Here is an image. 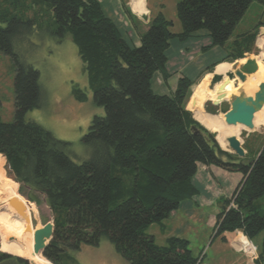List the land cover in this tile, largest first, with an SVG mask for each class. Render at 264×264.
<instances>
[{"label":"trees","instance_id":"16d2710c","mask_svg":"<svg viewBox=\"0 0 264 264\" xmlns=\"http://www.w3.org/2000/svg\"><path fill=\"white\" fill-rule=\"evenodd\" d=\"M26 1L0 0V24L6 23L0 25V51L13 59L15 111L10 122L0 117V155L5 175L19 184V192L37 205L43 200L52 210L54 232L43 257L52 264H81L76 253L84 246L98 245L105 235L129 264H200L201 259L191 255L188 239L169 236L162 246L147 232L148 225L161 224L181 201L195 195L192 178L198 164L239 171L243 177L216 215L215 236L225 240L224 232L239 230L251 241L263 230L259 198L264 195V144L246 160L251 149L243 157L224 150L217 136L216 140L193 117L186 101L192 92L187 103H195L191 97L198 88L201 91L205 77L191 92L194 81L179 77L169 95L155 93L151 82L157 71L168 75L166 51L172 38L187 40L203 29L210 38L208 47H222L253 0H178L181 31L173 32V20L160 11L140 32L139 45L124 37L99 0ZM33 5L43 13L29 16L25 6ZM41 30L56 42L70 36L93 101L103 108V115H93L81 138L91 146V154L79 163L64 151L65 141L25 118L28 110L41 104L39 70L20 60L12 43ZM255 38V31L236 37L228 45L227 60L240 59L243 64L244 52L253 50ZM246 78L239 89L251 95L257 89L252 78ZM234 84V79L224 76L211 89L234 90ZM73 94L79 101L87 98L78 88ZM202 95L203 101L211 102L225 97ZM203 101L200 121L208 126L211 118L224 119L223 114L204 113ZM231 201L235 207L229 206ZM27 252L35 263L34 253ZM256 254L255 264H264V239L262 251ZM11 257L27 264L23 257L0 251V259Z\"/></svg>","mask_w":264,"mask_h":264},{"label":"rangeland","instance_id":"374dc122","mask_svg":"<svg viewBox=\"0 0 264 264\" xmlns=\"http://www.w3.org/2000/svg\"><path fill=\"white\" fill-rule=\"evenodd\" d=\"M30 0L26 2L29 3ZM100 1V0H99ZM121 1V0H116ZM130 1V0H129ZM178 0H132L129 5H133V11L145 10L148 13L150 20L152 15L160 12L167 18L173 20L171 29L173 32L181 31L182 26L176 15V2ZM102 6V5H101ZM118 18L120 14L121 20L126 23V28H130V23L124 18L123 11H119L117 8ZM25 10L28 11V15L32 16L33 13L42 14L43 11L36 5L25 6ZM105 12H107L105 10ZM242 18L236 23L232 30L230 38L222 45L227 49H222L223 52H230L228 45L232 40L244 32H254L259 25L264 27V3L258 0L253 2L244 11ZM119 13V14H118ZM137 14V13H136ZM149 20V21H150ZM0 25L5 26V22H1ZM132 29H130V32ZM203 29L199 30L197 34H201ZM259 34V33H258ZM258 37V35H257ZM189 38L196 39V45L206 42L202 39V36L196 37V34ZM179 42L188 43L189 41L180 38L176 39ZM187 41V42H186ZM256 44L251 52L244 54V58H253L258 64L257 70L253 74L248 76L252 78L255 88L260 82H264V39L260 40ZM12 45L19 59L24 63H29L39 70V88L41 104L38 108H33L27 111L25 118L40 123L45 129L51 131L53 135L67 144L64 151L75 162H81L91 154V146L81 140L83 134L87 132V128L93 119V115H103V108L96 105L93 101L92 91L87 82V74L83 70V64L80 61L77 53V48L74 42L71 41L70 36L67 35L60 42L49 34L46 30L41 32L34 31L31 34H23V36L13 39ZM222 48V47H221ZM181 53V52H180ZM208 51V57L219 54ZM189 55V53L187 54ZM186 55V56H187ZM215 57V56H213ZM211 58L208 62H211L216 58ZM185 60V56L179 55L177 63ZM198 59L193 60L197 65ZM240 59L233 60L227 63H231L223 72H217V63L212 64L210 69H206L207 72L204 75L198 76L190 88H192L205 77V81L202 83L201 91L199 88L195 94L191 97V101L194 104L187 103L186 109L193 114V117L202 125H204L210 132L215 135L221 141L226 139L229 135H236L239 137V141L246 150H250L246 157V160L253 158V154L264 144V104L254 115V127L247 129L241 126L234 127L226 125L223 120L217 117L211 118L206 124L202 123L199 119L203 118L200 112V106L204 99L202 93L208 94H222L225 95L224 100L220 105H215L213 102L205 100L203 101L202 109L204 113L209 115L225 114V111L230 107L231 97L238 94L241 81L234 74V71L241 66ZM245 63V60L244 62ZM180 64V63H179ZM178 64V65H179ZM221 64V63H220ZM13 59L0 51V117L2 121H12L14 117V89H13ZM181 65V64H180ZM209 75V77H208ZM217 76L218 79H214ZM227 76L230 79L235 80V89L229 91H215L211 88L214 84L223 80V77ZM208 77V78H207ZM160 76L156 78L158 83L160 82ZM78 88L82 90L87 96L86 100L79 101L73 94V89ZM253 95V93L251 94ZM212 129V130H211ZM216 138V139H217ZM218 142V141H217ZM219 144V143H218ZM220 145V144H219ZM222 147V146H221ZM224 149V148H223ZM226 151L232 150L226 145ZM232 153V152H231ZM5 160L0 155V251L9 254L17 255L26 259L27 264H52L41 252L33 251V234L34 230L41 227L45 222H54L52 210L42 200L39 205L34 201H30L24 195L19 192V184L11 177H7L6 170L4 169ZM194 183V180H193ZM261 209H264V195L259 198ZM232 201L229 203L231 206ZM203 220L206 218L201 217ZM32 219L37 220V224L33 227ZM163 224V225H161ZM160 223L153 222L148 225L147 232L154 234L155 242L158 245L166 244V237L169 233L168 228L172 226L165 223V218ZM167 226V228H166ZM198 231L191 229L187 234L189 236V248L192 255L202 258L201 264H255V256H250L246 252L252 251L256 254L257 251L261 252L263 249L264 228L263 230L252 237L251 241L242 233L237 236L234 234L230 236L233 241L231 245L227 244L225 240L221 239V236H214L215 239L211 243L209 239L201 241L197 237L201 231L199 226ZM189 228V227H188ZM185 230V231H186ZM215 230V228H214ZM211 230L209 228L208 234ZM215 232V231H214ZM201 234V232H200ZM214 234V233H213ZM220 237V239H219ZM98 245H88L82 247L76 253V259L81 264H129L122 256H120L111 241L106 238L105 235L100 236ZM231 241V240H230ZM210 242V243H209ZM234 245V246H232ZM240 250L234 251V248ZM205 248V249H204ZM27 249H31L36 257L35 263L31 260V252H27ZM204 249V250H203ZM257 255V254H256ZM0 264H19L14 258H2ZM257 264V263H256Z\"/></svg>","mask_w":264,"mask_h":264},{"label":"crops","instance_id":"0c3cea01","mask_svg":"<svg viewBox=\"0 0 264 264\" xmlns=\"http://www.w3.org/2000/svg\"><path fill=\"white\" fill-rule=\"evenodd\" d=\"M100 2L104 11L105 10L107 11L105 12L107 16L113 18L117 22L118 27L121 29L124 37L127 40H129L131 44L139 45L140 32L146 29L147 24L149 23L150 20V17H148L149 14L146 13L147 11L136 10L138 11L136 12L137 13L136 14L132 9L134 8V6L132 4L129 5L130 2H132V0L130 1L121 0L119 2L116 0H100ZM118 7H119V11L121 10L123 11L122 15L124 16V18H126L128 23H130L131 26L130 28H126V23L123 20H121L119 13H118L119 18H118L117 15ZM259 27H260V31H258L259 29L258 27L255 31L256 32L255 40L257 45H259L258 43L260 42V40L257 39V35H259L258 33H261V28H264L261 25H259ZM130 29H132L131 32ZM195 34L196 37H198L199 35L202 36V39L205 40L206 42L200 44V46L198 47V45H196L197 41L195 38L188 37L187 41L189 42L184 44L183 42H179L176 40L178 37L172 38L170 40V44L167 47V51H166L167 60H168L167 63L168 75L163 76L162 73H160L159 71H157V73L154 74V77L151 80V82H152L153 91L155 93H164L168 95L172 94L177 85L178 82L177 80L179 79V77L184 76L191 81H195V79L198 76L204 75L207 72L208 69L206 68L208 66H211L214 63L219 64L216 67L217 72L219 73L220 71L223 72L224 70H226L227 67L231 64V63H227L228 62L227 55L229 54V51L226 52L227 49L225 47L222 46L221 48V46L218 45H213L211 47H208L210 44V38L209 36L206 35V32L201 31V34H197V32ZM222 49L226 51L223 52ZM208 51H210L211 53L215 52L216 54H219V57H217L216 55H213L215 57L213 56L208 57L207 56ZM188 53L189 55H187ZM245 53L247 52H244V54ZM179 55L185 56V60L184 61L179 60L180 62L177 63V59L179 58ZM212 57L216 59H214L212 63L208 62L209 60H211ZM195 59H198L197 61L198 65L195 62H193V60ZM157 75L158 78L160 76L161 83H158L156 81ZM215 105H220V103ZM242 179H243L242 174L239 171L236 172V171H230L228 169L226 170L222 167H219L217 165L215 166L213 164H205V165L198 164L197 171L192 178V180H194L193 184L195 185L197 191L195 195L192 196L191 198H186L185 200L181 201V204L173 212H171L168 217L165 218V223L172 226V228H168L169 229L168 231L171 234H167V237L177 235L186 238L188 239V241H190L189 236L191 235L187 234L189 230L186 229H191V230L194 229V231H198L200 228L199 226H201V231H200L201 234L199 232V236L197 237V239L199 238L201 241H204L205 239L208 238L209 241L212 243L215 239L214 237L215 234L213 233L216 224L215 223L216 215L218 214V212H220L225 208L226 205L225 200L226 199L228 200L231 197V195L234 193V191H236V187L239 185ZM201 217L206 219L203 220ZM209 228L211 230L210 234H208ZM239 233L240 234L242 233L244 235V233L239 230L224 232L225 242L231 245V242L234 240L233 238L239 235ZM234 234L236 235L234 236ZM152 235L154 236V234ZM231 235L234 236L232 237L233 240L230 239ZM238 250H240V248L239 249H237L236 247L234 248V251H238ZM201 263H202V258L200 260V264Z\"/></svg>","mask_w":264,"mask_h":264},{"label":"water","instance_id":"95a60500","mask_svg":"<svg viewBox=\"0 0 264 264\" xmlns=\"http://www.w3.org/2000/svg\"><path fill=\"white\" fill-rule=\"evenodd\" d=\"M264 32V28H261V33ZM240 68L234 71V74L240 81L246 80V75L254 73L257 69L256 60L253 58H247L245 63L239 66ZM221 101H213L214 104H219ZM264 103V82H260L257 86V91L253 95H247L242 90L238 94L231 97L230 107L225 111L224 123L236 124L241 123L246 128H253L254 113ZM227 145L237 156H245V150L239 141V138L235 135H229L227 137ZM37 220L32 219L33 227L37 224ZM53 223L50 221L45 222L41 227L34 230L33 242L34 252H41L43 254L44 247L50 242L49 240L53 235Z\"/></svg>","mask_w":264,"mask_h":264},{"label":"bare ground","instance_id":"6f19581e","mask_svg":"<svg viewBox=\"0 0 264 264\" xmlns=\"http://www.w3.org/2000/svg\"><path fill=\"white\" fill-rule=\"evenodd\" d=\"M257 39L258 40H262V39H264V32H262V33H259V35H258V37H257ZM246 59V58H245ZM246 61V60H245ZM258 68V67H257ZM257 70V69H256ZM256 72V71H255ZM254 72V73H255ZM251 74H253V73H251ZM247 75H249V74H247ZM246 75V76H247ZM247 79V78H246ZM246 81V80H245ZM244 81V82H245ZM229 80L228 81H226L225 83H224V85L223 86H221L220 87V90L222 91V89L224 88V86H227V85H229ZM242 82V81H241ZM264 104V103H263ZM262 107V106H261ZM260 107V108H261ZM259 108V109H260ZM258 109V110H259ZM258 110L255 112V113H257L258 112ZM255 113H254V115H255ZM253 119H254V116H253ZM223 122H224V120H223ZM252 122H253V120H252ZM226 124V123H225ZM226 125H229V126H234V127H238V126H241V127H244V128H246L244 125H242L241 123H236V124H226ZM254 127V126H253ZM247 129H248V127H247ZM249 129H252V128H249ZM236 136V135H235ZM236 137H238V136H236ZM239 138V137H238ZM222 145H223V147L222 148H224V149H226V145H227V137H226V139H224V140H222Z\"/></svg>","mask_w":264,"mask_h":264},{"label":"built area","instance_id":"2783aa9c","mask_svg":"<svg viewBox=\"0 0 264 264\" xmlns=\"http://www.w3.org/2000/svg\"><path fill=\"white\" fill-rule=\"evenodd\" d=\"M231 206H233V207H235V205L233 204V203H231ZM247 254H250V256H255V258L257 257V255L256 254H253V250L252 251H248V252H246Z\"/></svg>","mask_w":264,"mask_h":264}]
</instances>
